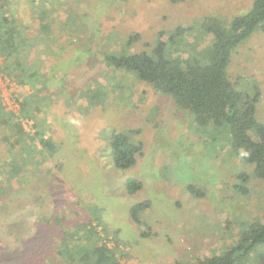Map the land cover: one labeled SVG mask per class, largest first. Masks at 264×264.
Returning <instances> with one entry per match:
<instances>
[{"label": "rangeland", "instance_id": "obj_1", "mask_svg": "<svg viewBox=\"0 0 264 264\" xmlns=\"http://www.w3.org/2000/svg\"><path fill=\"white\" fill-rule=\"evenodd\" d=\"M252 2L48 0L53 31L46 44L36 41L27 58L34 63L30 68L39 70V82L31 89L0 76L3 105L19 112L29 97L33 117L19 120L30 135L40 133L48 143L40 147L36 139L28 158L21 148L16 173L3 170L5 161L15 162L0 142V264H63L56 248L64 218L118 230L117 240L108 235L106 242L122 264H174L217 255L234 244L248 222H264V181L252 177L246 194L235 189L236 175L251 173L252 166L232 152L229 128L216 125L217 141L211 133L199 134L189 112L106 60L148 51L158 32L168 34L178 26L189 36L184 41L174 35L175 45L191 46L189 53L200 51L206 60L212 39L196 23L213 16L228 25ZM15 3L14 15L33 37L39 33L41 2L36 7L27 0ZM133 32L141 40L127 46ZM233 51L229 79L249 94L259 89L256 117L264 122V33H252ZM136 129L142 156L131 168H115L110 137ZM130 179L142 183L133 194L125 188ZM189 185L201 195H192ZM146 200L149 236L143 238L129 210ZM243 264H264V245Z\"/></svg>", "mask_w": 264, "mask_h": 264}, {"label": "trees", "instance_id": "obj_2", "mask_svg": "<svg viewBox=\"0 0 264 264\" xmlns=\"http://www.w3.org/2000/svg\"><path fill=\"white\" fill-rule=\"evenodd\" d=\"M27 1L35 7L36 2H41L37 6L38 15L41 16L37 29L39 33L33 37L28 35L29 28L14 15L16 0H0V76L18 86H30L32 89L40 80V72L30 68L34 63L27 61L28 53L35 44H39L36 41L46 44L48 35L53 31V20L50 18L52 8L48 6V0ZM196 24L212 39L206 60L200 51L197 55L189 53L191 46L185 50L175 45L174 35L184 41L188 39V30L183 26L176 27L168 34L158 32L155 43L148 51L110 55L106 60L118 69L133 73L138 81L149 85L156 93L170 97L177 108L189 112L199 134L211 133L213 140L217 141L213 135L216 125L224 123L230 131L232 152L244 164L252 166L251 173L236 175V191L246 194L247 183L252 177L264 181V122L256 117L260 91L255 88L249 94L238 90L229 79L227 69L234 49L252 33H264V0H253L250 9L233 18L228 25H223L213 16L203 17ZM140 40L139 33H129L126 45ZM29 103L28 97L21 101L20 111L14 112L3 105L0 97V142L6 145L8 154L15 162L10 165L5 161V172L17 170V154L21 148L24 157L28 158L36 139L40 147L48 146L44 135L39 133L35 138L22 127L19 118L33 117ZM139 134L138 129L125 130L115 132L110 137L109 153L115 168H131L142 156L143 144L136 140ZM125 188L129 194H133L142 188V183L130 179L125 181ZM188 191L195 196L201 195V191L192 185L188 186ZM149 207L150 202L146 200L136 203L129 210L130 221L140 228L143 238L149 236V228L143 221ZM63 220L64 223L57 230L60 239L56 248L57 258L63 264H122L115 247H110L106 242L108 235L117 240L118 230L110 233L91 220L73 223L66 218ZM50 226L53 225L49 223ZM99 227L101 231H98ZM260 245H264V222L250 221L239 232L234 244L222 253L193 259L180 258L174 264H243Z\"/></svg>", "mask_w": 264, "mask_h": 264}]
</instances>
